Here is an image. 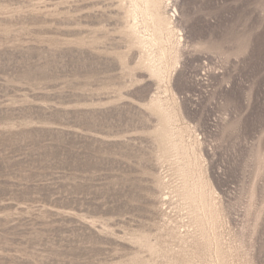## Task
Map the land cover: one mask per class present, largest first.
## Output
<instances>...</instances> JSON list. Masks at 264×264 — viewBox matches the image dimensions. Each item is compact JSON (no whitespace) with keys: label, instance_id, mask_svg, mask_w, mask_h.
<instances>
[{"label":"rangeland","instance_id":"rangeland-1","mask_svg":"<svg viewBox=\"0 0 264 264\" xmlns=\"http://www.w3.org/2000/svg\"><path fill=\"white\" fill-rule=\"evenodd\" d=\"M137 4L0 0V264H264V0Z\"/></svg>","mask_w":264,"mask_h":264},{"label":"bare ground","instance_id":"bare-ground-1","mask_svg":"<svg viewBox=\"0 0 264 264\" xmlns=\"http://www.w3.org/2000/svg\"><path fill=\"white\" fill-rule=\"evenodd\" d=\"M144 1H145L144 7H139V5L137 4L138 7L136 8V10L139 12L140 17L137 15L133 18L134 20L132 24L133 34L135 35L137 41L144 44L143 46L148 47V45L150 46L151 44L160 45L163 48L162 51L164 52V47H163L164 42L168 39H171L172 37H175L178 32V29L174 25V21L176 20L175 19L173 20V17H175V14L177 13L176 9L175 7L174 8L172 7L173 10L172 9L168 10L169 4L172 3V0H144ZM148 25H150L151 27V33L148 34L147 37L144 36L140 37L139 28L141 27L145 28L148 27ZM179 40L180 39L176 38L177 44H179ZM152 63H154V61ZM158 71H159L158 69L156 71H153V74L158 76L159 74ZM152 109L155 111L159 110L160 109L159 104L157 102L153 103Z\"/></svg>","mask_w":264,"mask_h":264}]
</instances>
